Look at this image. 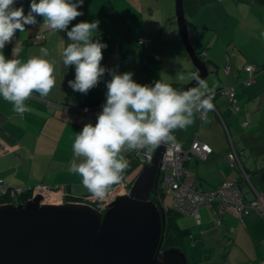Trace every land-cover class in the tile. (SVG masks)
I'll return each mask as SVG.
<instances>
[{
  "label": "crops",
  "instance_id": "obj_1",
  "mask_svg": "<svg viewBox=\"0 0 264 264\" xmlns=\"http://www.w3.org/2000/svg\"><path fill=\"white\" fill-rule=\"evenodd\" d=\"M172 2L84 0L78 8L83 15L72 21L69 30L77 23L98 20L94 40L107 45L102 49V67L117 74L131 72L141 85L154 86L160 80L181 91L192 80L191 74L199 71L184 44ZM30 3H20L25 15ZM184 9L190 41L209 69L205 80L209 88L216 85L215 108L203 115L195 113L192 125L174 130L172 135L186 151L196 140L212 148L206 159L192 155L186 163L198 188L207 192L235 180L244 197L253 200L258 192L264 194V0H184ZM36 19L37 24L26 25L25 32L17 30L2 51L7 59L26 62L39 57L40 48H47L45 58L54 62L56 85L47 98L33 93L25 101L33 111L23 116L0 97V179L12 186L64 185L80 202L92 195L83 187L81 177L69 171L75 159L72 145L86 124L97 122L88 111L105 104L111 75L106 71L87 94L74 91L68 81L75 79V66H64L62 57L71 41L65 31L53 32L42 17ZM143 38L146 45L138 43ZM17 42L20 50L13 57ZM250 64L260 68L251 71ZM181 74L184 80L178 79ZM225 87L234 89L235 99L222 92ZM124 155L130 166L122 182L133 183L144 162L135 151ZM200 215L195 223L177 217L184 233L180 248L189 246L185 251L190 263L264 264V217L252 212L241 219L222 212L221 223L216 224L210 208L200 207Z\"/></svg>",
  "mask_w": 264,
  "mask_h": 264
},
{
  "label": "clouds",
  "instance_id": "obj_2",
  "mask_svg": "<svg viewBox=\"0 0 264 264\" xmlns=\"http://www.w3.org/2000/svg\"><path fill=\"white\" fill-rule=\"evenodd\" d=\"M83 3L84 0H31L25 15L22 6L14 7L16 0H0V97L12 104L17 115L33 111L25 103L33 93L47 98L56 85L54 62L45 58L49 55L47 48H40L41 55L26 62L7 59L2 51L17 30L23 33L26 25H36L37 16L43 18L49 30L65 31L71 41L62 57L64 66H75V79L68 81L74 91L87 94L109 71L101 66L102 49L107 45L94 40L99 21L80 22L69 30L72 21L83 15L78 11ZM19 50L17 42L12 49L13 57ZM109 74L102 112L94 126L88 123L77 133L72 145L75 159L69 168L97 199H105L113 186L124 179L130 166L124 153L135 151L150 160L161 145L176 143L172 132L192 125L195 113L203 115L215 108L212 101L216 85L209 88L206 80L196 73L190 78L197 86L182 92L160 80L154 86L141 85L133 80L131 72L109 71ZM178 79L185 77L181 74ZM80 202L87 201L82 198Z\"/></svg>",
  "mask_w": 264,
  "mask_h": 264
},
{
  "label": "water",
  "instance_id": "obj_3",
  "mask_svg": "<svg viewBox=\"0 0 264 264\" xmlns=\"http://www.w3.org/2000/svg\"><path fill=\"white\" fill-rule=\"evenodd\" d=\"M176 16L198 75L205 80L209 69L190 41L184 0H176ZM195 86L191 80L181 92ZM165 147L154 151L130 192L104 211L94 201L43 204L41 195L20 204H0V264H189L180 247L162 248L166 211L152 194Z\"/></svg>",
  "mask_w": 264,
  "mask_h": 264
},
{
  "label": "built area",
  "instance_id": "obj_4",
  "mask_svg": "<svg viewBox=\"0 0 264 264\" xmlns=\"http://www.w3.org/2000/svg\"><path fill=\"white\" fill-rule=\"evenodd\" d=\"M37 40H39V38H37ZM138 43L145 45L147 41L143 38L139 40ZM248 68L255 72L260 67L250 64L248 65ZM196 74L198 73L196 72ZM250 84L251 82L247 83V85ZM175 90L181 92L179 89ZM222 92L227 93L232 99H235L234 89L225 87L222 89ZM102 107L103 105L95 108L93 107L88 111V114L93 117H98L102 112ZM233 108H235V105ZM177 145L179 144L170 143L165 147L158 183L155 192L152 194V199L158 205H161V202H163L160 193L171 189L174 193L172 207L182 215L193 216L196 221L200 220V207L210 208L213 212L214 222L216 224L221 223L219 214L222 212L232 213L241 219L250 215L252 212H255L260 217H264V194L258 192L255 199L247 200L244 197L241 185L238 181H226L220 187L207 192L198 188V185L196 184V176L194 172L187 167L186 163L191 159L192 155L206 159V155L212 153V148L208 144L196 140L187 151L180 145L177 147ZM2 150L3 149H0L1 152ZM153 154L154 152L152 153L151 159ZM138 156L144 164L149 161V159L142 154H138ZM230 156L231 160H235L237 154H231ZM242 171L244 172L246 179L249 181L248 175L244 170ZM132 184L133 183L122 182L121 184L116 185L108 192L103 204L96 207L104 211L106 205L114 201L118 196L128 194L132 188ZM0 194L9 197L13 201L18 197L24 196L27 197L25 202L37 195H41L43 201L46 198V194H49L53 202L43 204L62 205L66 202L74 201L73 196L67 191L66 187L59 184L51 185L37 183L12 186L3 179H0ZM83 200L96 202V200L103 199L87 196L83 197Z\"/></svg>",
  "mask_w": 264,
  "mask_h": 264
},
{
  "label": "trees",
  "instance_id": "obj_5",
  "mask_svg": "<svg viewBox=\"0 0 264 264\" xmlns=\"http://www.w3.org/2000/svg\"><path fill=\"white\" fill-rule=\"evenodd\" d=\"M24 185H29V184H24ZM51 185H56V184H51ZM167 192L168 191H162L160 193L162 197V201H163L164 195ZM26 199L27 197L21 196L13 201L9 197L0 194V204L7 203V202L16 203V201H19V203H16V204H20L22 202H25ZM162 204L163 202H161V205ZM165 211H166V230H165V236H164L162 248L166 249V248H171V247H180L182 243V237L184 234L183 231L177 225V217L180 215V213H178L175 210V208L172 207V205L169 210L165 209Z\"/></svg>",
  "mask_w": 264,
  "mask_h": 264
},
{
  "label": "rangeland",
  "instance_id": "obj_6",
  "mask_svg": "<svg viewBox=\"0 0 264 264\" xmlns=\"http://www.w3.org/2000/svg\"><path fill=\"white\" fill-rule=\"evenodd\" d=\"M22 1H25V0H16V4L14 5V7H19L20 6V3L22 4ZM171 7H173L174 10H176V8H175V0H173ZM173 197H174V195H173V191L171 189L164 195V197H163V204L162 205L164 206L165 209H167V210L170 209V207L172 205V202H173ZM104 201H105V199H103V200H96V202L94 203V205L95 206H100L101 204H103ZM16 203H19V201H16ZM201 214H202V217L205 216L204 209L201 210ZM178 218H179V220L184 221L185 223H195L193 221H196V219L194 218L195 219L194 220L192 218V216L179 215ZM204 223H206L205 220H204ZM197 226H200V225H198V224H195L194 225V227H197ZM185 241L189 242L188 239H186ZM187 246L186 245H185V247L182 246L184 252H186L185 249H188L189 248V246H188V248H187ZM189 264H193V263H190L189 262Z\"/></svg>",
  "mask_w": 264,
  "mask_h": 264
},
{
  "label": "bare ground",
  "instance_id": "obj_7",
  "mask_svg": "<svg viewBox=\"0 0 264 264\" xmlns=\"http://www.w3.org/2000/svg\"><path fill=\"white\" fill-rule=\"evenodd\" d=\"M51 202H53L51 196L49 194H46V198L42 201V203H51Z\"/></svg>",
  "mask_w": 264,
  "mask_h": 264
}]
</instances>
